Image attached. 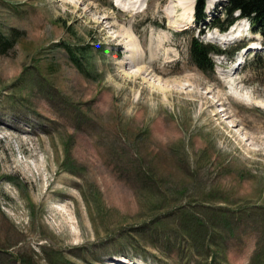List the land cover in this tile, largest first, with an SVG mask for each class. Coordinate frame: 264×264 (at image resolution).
<instances>
[{"label":"rangeland","instance_id":"374dc122","mask_svg":"<svg viewBox=\"0 0 264 264\" xmlns=\"http://www.w3.org/2000/svg\"><path fill=\"white\" fill-rule=\"evenodd\" d=\"M186 1L0 0V264H264V55Z\"/></svg>","mask_w":264,"mask_h":264},{"label":"trees","instance_id":"16d2710c","mask_svg":"<svg viewBox=\"0 0 264 264\" xmlns=\"http://www.w3.org/2000/svg\"><path fill=\"white\" fill-rule=\"evenodd\" d=\"M203 1L204 0L196 1V22L203 21ZM236 9L240 11L241 16L250 17L253 24H255V22H260L261 34L264 37V0H229V5L225 8V18L222 21L224 24L220 22L219 18H216L213 24L221 28H226L234 21L235 18L232 16V12ZM2 42L3 41H0V43ZM211 50L218 51L219 49L215 45L202 43L195 38H192L190 41V58L204 71L211 69L213 65L208 55Z\"/></svg>","mask_w":264,"mask_h":264},{"label":"bare ground","instance_id":"6f19581e","mask_svg":"<svg viewBox=\"0 0 264 264\" xmlns=\"http://www.w3.org/2000/svg\"><path fill=\"white\" fill-rule=\"evenodd\" d=\"M193 3H194V0H187L186 1V4L183 8V10L177 14V16H175L173 22L171 23V26H174L176 27L177 25H191L192 21H193ZM236 25V24H235ZM235 25H232L230 27V29L227 31V32H224V33H221L220 36H219V41L220 42H229L230 40L236 38V37H240L242 35V33L239 31V28H237ZM70 183V182H69ZM63 195L62 192L60 191H54V192H51V195L53 196H58V195ZM116 259H119L116 261H112L111 264H123L122 262L126 261V263L128 264H134L133 262H130V261H127L125 260V256H119V257H116Z\"/></svg>","mask_w":264,"mask_h":264}]
</instances>
